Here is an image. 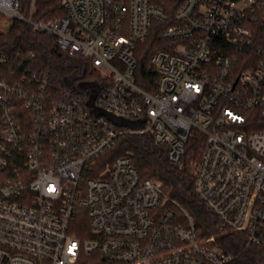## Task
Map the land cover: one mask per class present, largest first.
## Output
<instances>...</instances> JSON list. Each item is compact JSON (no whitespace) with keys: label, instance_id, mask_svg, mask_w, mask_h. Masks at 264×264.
<instances>
[{"label":"built area","instance_id":"obj_1","mask_svg":"<svg viewBox=\"0 0 264 264\" xmlns=\"http://www.w3.org/2000/svg\"><path fill=\"white\" fill-rule=\"evenodd\" d=\"M37 1L26 11L23 0H0V31L21 21L55 38L99 74L95 106L144 128L95 116L91 89L49 100L47 76L14 81L0 54V264L235 260L215 236L200 238L187 212L181 221L179 203L143 179L130 155L109 162L126 134H151L173 165L203 137L199 198L221 232L264 250V0H60L63 16L35 20ZM153 35L163 48L151 57L159 81L149 92L135 81V49ZM80 219L85 239L73 233Z\"/></svg>","mask_w":264,"mask_h":264},{"label":"trees","instance_id":"obj_2","mask_svg":"<svg viewBox=\"0 0 264 264\" xmlns=\"http://www.w3.org/2000/svg\"><path fill=\"white\" fill-rule=\"evenodd\" d=\"M23 1L26 11H29L30 0ZM59 2L60 0H38L34 19L50 20L63 16L64 11ZM162 48L163 41L155 35L136 45L135 57L138 67L135 81L149 92L155 91L159 81V73L151 63V57ZM0 54L10 57L8 67L3 70L7 75L15 73L14 81L33 73L47 76V98L51 101H57L66 90L80 88L81 83H97L99 80V74L86 59L62 52L55 38L37 34L30 25L21 21H15L7 32L0 31ZM30 54L33 57H30ZM1 131L0 110V135ZM204 148L205 139L201 136L193 137L187 145L182 162L173 165L168 160L167 148L156 145L151 134H126L118 139L106 155L110 163L117 157L130 155L143 179L156 180L161 184L164 194L179 203L184 210L177 211L181 221H185L187 212L193 218L200 238L215 236L214 245L235 256V260L230 264H264V250L255 246L246 249L247 239L243 233L221 232L217 218L199 198L195 190V171ZM73 233L81 239L89 237L87 219H80L74 225ZM94 260L99 262L97 256Z\"/></svg>","mask_w":264,"mask_h":264},{"label":"water","instance_id":"obj_3","mask_svg":"<svg viewBox=\"0 0 264 264\" xmlns=\"http://www.w3.org/2000/svg\"><path fill=\"white\" fill-rule=\"evenodd\" d=\"M80 89L86 90V89H91L92 94L90 96V99L88 101V106L91 110V112L97 116V117H106L111 123H113L116 127L118 128H130L133 130H141L144 128V122L143 121H128L119 117H116L110 113H107L95 106V100L101 91V87L99 84L90 82V83H81L79 85Z\"/></svg>","mask_w":264,"mask_h":264}]
</instances>
